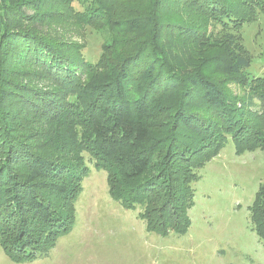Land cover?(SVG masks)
<instances>
[{
	"label": "trees",
	"instance_id": "trees-1",
	"mask_svg": "<svg viewBox=\"0 0 264 264\" xmlns=\"http://www.w3.org/2000/svg\"><path fill=\"white\" fill-rule=\"evenodd\" d=\"M76 1L0 0V250L13 262L71 231L83 152L162 237L188 232L192 185L229 141L264 156V73L241 42L264 0ZM54 6L106 35L96 61L49 28ZM248 211L264 246V179Z\"/></svg>",
	"mask_w": 264,
	"mask_h": 264
},
{
	"label": "rangeland",
	"instance_id": "rangeland-1",
	"mask_svg": "<svg viewBox=\"0 0 264 264\" xmlns=\"http://www.w3.org/2000/svg\"><path fill=\"white\" fill-rule=\"evenodd\" d=\"M72 5L79 7L76 0ZM58 9L63 12L57 13ZM48 13L54 16L49 28L60 40L82 46L90 61L100 57L106 35L76 25L64 7L54 6ZM242 36L241 42L252 56L249 71L263 74L264 16L246 24ZM228 86L240 95L236 85ZM29 142H25L26 147H31ZM82 155L86 171L74 200L71 231L57 239L46 257L13 262L0 250V264H264V246L252 228L248 211L264 179L262 150L237 155L229 141L199 170L200 178L192 185L194 205L189 210L188 232L166 237L146 231L144 221L137 216L139 210H126L112 199L106 172L95 166L89 153ZM46 196L56 210L64 206L60 194Z\"/></svg>",
	"mask_w": 264,
	"mask_h": 264
}]
</instances>
